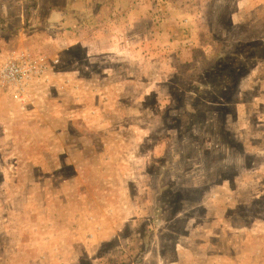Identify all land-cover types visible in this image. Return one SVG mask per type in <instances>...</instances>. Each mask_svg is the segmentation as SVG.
<instances>
[{
    "label": "rangeland",
    "instance_id": "rangeland-1",
    "mask_svg": "<svg viewBox=\"0 0 264 264\" xmlns=\"http://www.w3.org/2000/svg\"><path fill=\"white\" fill-rule=\"evenodd\" d=\"M105 1L72 38L117 45L0 29L45 62L0 85V264H264V0Z\"/></svg>",
    "mask_w": 264,
    "mask_h": 264
},
{
    "label": "crops",
    "instance_id": "crops-1",
    "mask_svg": "<svg viewBox=\"0 0 264 264\" xmlns=\"http://www.w3.org/2000/svg\"><path fill=\"white\" fill-rule=\"evenodd\" d=\"M38 1L41 2L43 0H32L29 9L27 7H24L25 12L23 8L20 9L19 7L11 8L9 11L11 13L10 17L8 16L5 17L3 19V22H1L0 20L1 22L0 29L2 28V31H4L5 33L15 31L20 34L25 32V29L22 27V24L25 20L31 22L33 26H35L36 23L40 24L45 20L44 22H47L50 28L56 30L57 35L58 36L60 35L61 39L62 37H65V39L68 38L66 44L70 42L71 44L82 42L83 44L87 43L88 48L89 45L94 46L95 44H98L96 46L101 45L100 48H103L106 46H110L107 43L108 42L111 43V40H113V44L117 45V41H115V37L113 36L112 32L108 31L107 29H103L104 27L98 29L96 35H94V33L90 31L84 37H81L82 35H80V37L77 39H74V36L72 38V34L75 30H78L79 32L82 31V33H84V31L87 30L86 29L87 27H91L90 23H86L87 21L86 18L93 19V18H102L104 16L106 17V9H108L109 13L111 12L110 10L111 5L107 1L88 0L91 3L84 5V2H87L85 0H44V2H46L44 6L45 7L44 15L40 13V8L38 9L37 6ZM19 4L22 5L21 3ZM131 8L132 6H130V9ZM0 10L3 11V13L5 12L4 7L2 5H0ZM7 14H8V7H7V13L5 15ZM125 14L130 19L128 24L129 27H131L133 21L132 19H136L138 13L136 10H130L128 12H125ZM42 18L44 19L41 20ZM12 26H17V28H12ZM129 33L130 32H128L127 35L131 36V33L130 34ZM121 34L126 35L125 32ZM119 43H122V45L125 44V43L123 44V42H119Z\"/></svg>",
    "mask_w": 264,
    "mask_h": 264
},
{
    "label": "built area",
    "instance_id": "built-area-1",
    "mask_svg": "<svg viewBox=\"0 0 264 264\" xmlns=\"http://www.w3.org/2000/svg\"><path fill=\"white\" fill-rule=\"evenodd\" d=\"M44 66L43 57L33 59L24 51L17 52L0 66V85L10 90L13 99L24 102L28 95L27 84L45 69Z\"/></svg>",
    "mask_w": 264,
    "mask_h": 264
},
{
    "label": "trees",
    "instance_id": "trees-1",
    "mask_svg": "<svg viewBox=\"0 0 264 264\" xmlns=\"http://www.w3.org/2000/svg\"><path fill=\"white\" fill-rule=\"evenodd\" d=\"M253 43H254L253 45H255V44H257V43H258V44H261V42H259V41H258V42H253ZM261 46H263V45H261Z\"/></svg>",
    "mask_w": 264,
    "mask_h": 264
}]
</instances>
